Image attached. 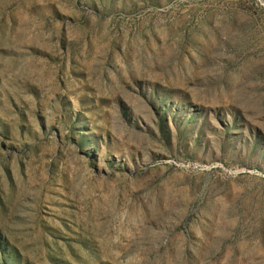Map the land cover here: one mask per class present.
Returning <instances> with one entry per match:
<instances>
[{
  "label": "rangeland",
  "instance_id": "rangeland-1",
  "mask_svg": "<svg viewBox=\"0 0 264 264\" xmlns=\"http://www.w3.org/2000/svg\"><path fill=\"white\" fill-rule=\"evenodd\" d=\"M0 264H264V0H0Z\"/></svg>",
  "mask_w": 264,
  "mask_h": 264
}]
</instances>
